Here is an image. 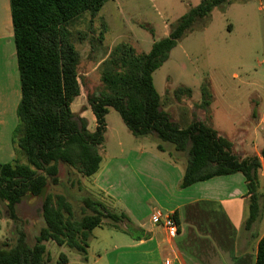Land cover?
Here are the masks:
<instances>
[{"label":"trees","instance_id":"1","mask_svg":"<svg viewBox=\"0 0 264 264\" xmlns=\"http://www.w3.org/2000/svg\"><path fill=\"white\" fill-rule=\"evenodd\" d=\"M106 1L9 0L21 93L16 111L17 131L21 135L13 136L12 145L15 156L21 155L25 163L16 159L0 163V203L15 221L16 209L25 198H40L44 227L32 246L27 244L24 232L19 231L14 247L0 249V264H47L44 242L48 241L76 251L86 261L92 231L101 227L103 220L112 229L134 238L131 229L121 228L123 222L129 221L127 216L111 212L98 200L81 199L90 213L77 218L64 195L45 194L49 184L60 183V164L82 177L98 173L109 109L119 114L134 138L152 136L184 155L179 189L215 177L241 174L248 198L244 229L258 220L264 146L259 157L243 158L232 152L230 141L200 121L181 129L161 108L152 82V73L167 61L182 37L203 27L214 8L236 0H201L166 37L154 41L146 54H137L125 43L114 46L100 64V87L86 95L96 123L90 132L87 121L70 109L80 95L81 83L80 55L71 40L69 26L85 13L94 18ZM83 37L79 34L81 42ZM176 93L190 96L188 89ZM200 106L207 107L208 101L205 99ZM157 150L165 152L161 144ZM255 264H264V234L257 246Z\"/></svg>","mask_w":264,"mask_h":264},{"label":"rangeland","instance_id":"2","mask_svg":"<svg viewBox=\"0 0 264 264\" xmlns=\"http://www.w3.org/2000/svg\"><path fill=\"white\" fill-rule=\"evenodd\" d=\"M200 2L107 0L94 18L85 13L73 22L69 30L80 55L81 91L73 101L72 112L78 115L82 104L88 107L86 95L100 87V64L114 46L125 43L137 54L148 53L154 41L163 39ZM79 34L84 35L82 42ZM152 82L161 108L181 129L193 121H200L230 141L234 154L245 157L260 153L264 146V0H236L214 8L203 27L193 29L179 40L167 61L152 73ZM180 89L190 90V96L178 95L176 92ZM205 99L208 106L201 107ZM87 123L93 132V124ZM18 124L17 117L12 115L7 124L0 125V139L8 151L13 148V136L21 135L17 131ZM105 126L99 171L109 164L114 201L93 187V176L82 177L63 164L59 165L60 183L57 186L49 184L45 194L64 195L77 218L90 213L81 199L98 200L111 212L125 214L129 221L123 222L121 228L128 227L134 233L137 198L153 200L154 196H160L169 199V194L176 195L180 190L178 184L174 186L172 175L168 174L167 178L165 173L153 170L148 172L147 178L135 169L133 153L137 152L139 143L153 147L161 144L165 153L156 154L164 160L170 158L180 163L182 171L185 157L152 136L134 138L113 109L105 116ZM130 152L133 153L128 157ZM126 158L131 164L123 161ZM0 159L6 163L12 161ZM14 159L25 163L21 155ZM152 200L149 201L151 207ZM40 204V198H25L18 205L13 221L5 205L0 203V249L14 247L19 231L24 232L28 245L35 243L44 227ZM161 213L166 215L163 210ZM131 239L133 237L110 228L109 222L103 220L102 226L92 231L86 261L76 251L58 247L51 241L44 242L46 261L47 264H118L120 259L123 262L120 264H133L134 252L122 249ZM115 248L118 250L114 251Z\"/></svg>","mask_w":264,"mask_h":264},{"label":"crops","instance_id":"3","mask_svg":"<svg viewBox=\"0 0 264 264\" xmlns=\"http://www.w3.org/2000/svg\"><path fill=\"white\" fill-rule=\"evenodd\" d=\"M20 97L9 0H0V125L7 124L9 116L17 117ZM72 105L73 102L70 109ZM81 106L78 115L87 122L90 121L95 130V118L89 107L84 104ZM131 153L133 152H130L128 157ZM156 153L165 152L158 151L157 145L146 146L140 142L137 152L133 153L135 169L147 178L153 170H159V173H165L167 178L168 174L175 177L174 186L179 184L183 173L180 163L170 158L168 161L164 160ZM254 155L259 157V153ZM14 157L13 148L8 151L0 139V158L13 160ZM123 161L131 164L127 158ZM111 175L108 164L93 176L91 181L93 187L107 199L114 201ZM260 178V213L258 220L249 229H244L248 217L245 180L241 174H233L180 189L176 195L169 194V199L160 196H154L153 200L137 198L134 238L122 249L134 252L133 264H163L165 260L171 261L172 264H255L257 246L264 234L263 162ZM153 179L157 180L155 177ZM163 191H167L164 186ZM161 210L176 217L179 227L176 237H168L164 229L153 222L152 214ZM116 263L123 262L119 259Z\"/></svg>","mask_w":264,"mask_h":264},{"label":"built area","instance_id":"4","mask_svg":"<svg viewBox=\"0 0 264 264\" xmlns=\"http://www.w3.org/2000/svg\"><path fill=\"white\" fill-rule=\"evenodd\" d=\"M152 220L155 224L161 226L168 237L174 238L178 235V223L172 215H163L161 211H155L152 214ZM163 264H172L171 261L165 260Z\"/></svg>","mask_w":264,"mask_h":264}]
</instances>
